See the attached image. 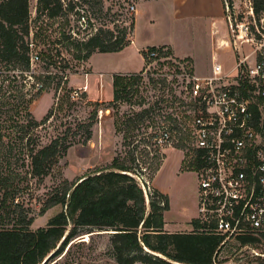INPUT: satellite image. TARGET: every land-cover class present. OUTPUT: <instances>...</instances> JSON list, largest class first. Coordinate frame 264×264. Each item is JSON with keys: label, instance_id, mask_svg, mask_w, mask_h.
<instances>
[{"label": "trees", "instance_id": "trees-1", "mask_svg": "<svg viewBox=\"0 0 264 264\" xmlns=\"http://www.w3.org/2000/svg\"><path fill=\"white\" fill-rule=\"evenodd\" d=\"M254 9L257 16H261L264 0H254ZM63 11V0H38L35 22L55 20L63 15ZM32 22L29 0H0V64L9 71V74L2 71L0 77L15 82L13 92L0 96L3 99L0 115L8 117L0 123V149L7 162L0 172V192L3 191L0 198V264H47L50 254L82 231L95 229L115 231L110 234L118 264H214L223 237L204 232L166 230L165 212L170 210L171 203L169 195L154 186L153 190L148 186L145 191L137 177L139 170L119 157L75 183L64 180L53 188L43 199L40 212L43 214L56 205H62L63 209L51 218L47 227L30 228L33 222L30 209L16 201L21 189L19 187L16 194L18 186L14 184L27 178L19 169L25 168L28 161L30 172L25 173L29 172L30 177L41 184L70 147L88 144L97 118L95 107L88 118H75L64 123L62 130L44 142L41 129L55 116L57 107L38 120L30 105L45 91L54 89L57 93L63 90L73 65L62 56L60 49H56L57 53L48 49L43 56L38 53L40 61L45 63V71L38 73L37 68L35 72L31 71ZM134 26L135 17L130 27L118 29L117 35L115 29L101 27L85 39H77L63 31L56 42L67 43L64 46L76 60L86 61L94 52L123 50L130 44L128 35L134 31ZM148 48L156 49L154 46ZM131 76L137 81L140 79L137 74ZM126 78V75L114 76L113 101L126 100ZM147 113L145 110L137 113L135 118L129 117L125 123L129 125L127 132L137 128ZM6 130L14 136L8 135ZM139 136L137 144H150L145 133ZM145 155L158 161L153 180L165 153L153 147ZM10 157L15 159L16 169L11 168ZM130 158L132 163L137 159L135 150L131 151ZM11 221L13 224L9 225ZM191 223L198 226L196 221ZM240 242L264 246V234L241 237ZM258 259L259 264H264V259Z\"/></svg>", "mask_w": 264, "mask_h": 264}, {"label": "rangeland", "instance_id": "rangeland-1", "mask_svg": "<svg viewBox=\"0 0 264 264\" xmlns=\"http://www.w3.org/2000/svg\"><path fill=\"white\" fill-rule=\"evenodd\" d=\"M37 1L29 0L31 19L33 20L31 37L38 46L35 47L36 51L43 56V52L48 49H51L53 53H57L56 49H60L62 56L66 57L73 65V70L69 73L70 79L71 74L79 72L77 67H80L82 61L76 60L73 54L67 50V47L64 46L67 43L56 42L58 37H61V33L65 31L66 34H71L77 39H85L103 27L115 29L117 35L118 29L125 26L130 27L136 15L137 5L143 0H63L62 16L52 21L44 19L36 23ZM230 1L236 5L240 14L243 15V12L247 10L249 0ZM252 1L254 2V0ZM160 8V5L155 7H150L148 4L143 5L137 20V33L140 36L151 37L156 33L161 36L159 26L155 28V33L149 27L150 11H159ZM223 28L226 34L227 28L224 24ZM131 35L132 32L128 35L129 39ZM223 52L222 61L230 65L232 63L231 53ZM102 60L101 56L95 57V63L102 62ZM133 61L135 63L133 67L138 68L141 62L140 57L133 56ZM44 65V61L37 63L38 73L45 71ZM150 65L151 68L146 76L139 75V72L126 75V84H128L126 100L113 101V98H104L93 101L90 100L86 92L70 86L68 82L63 90L57 93L54 89L45 91L30 105L31 111L38 120H42L52 108L56 109L57 107V111L54 110L55 116L50 118L41 129L42 135H45L44 142L62 130L64 123L75 118L86 119L91 115L93 109L97 108L92 139L86 145L76 144L70 147L67 154L60 159L51 174L41 184H37L36 180L30 177L28 161L25 168L19 169L27 178L19 184H14L18 186L15 189L18 190L16 194L19 193V187L21 189L16 201H21L30 209V216L33 217L30 226L32 230L47 227L51 218L63 209L62 205H56L43 214L40 212L42 201L48 192L64 180H68L69 183L77 182L82 176L110 164L115 157L126 160L139 170L140 175L137 177L143 188L147 191L149 186L153 190L151 178L155 167L158 166V161L146 157L145 152L149 151V148L144 143L137 144L140 139L139 135L142 136L155 129L160 118L158 115L160 108L158 107L167 113L171 114L174 110L176 113L178 112L179 116L182 115L183 107L177 105V102L183 96L184 88L179 77L180 70L177 69L175 61L163 59ZM51 69L59 70V68ZM2 71L9 74L4 64H0V74ZM132 74H137L140 79L137 81L136 77L131 76ZM4 78L0 77V96H8L13 92L12 86L15 82L4 81ZM109 92L110 88L108 87L106 93ZM2 100L0 98V102ZM96 102H99L98 105H95ZM154 108L157 109L154 110ZM145 110H148V113L144 121L138 124L137 128L134 127L127 132L129 125L125 124L126 120L129 117L135 118L137 113ZM7 118L0 115V123ZM179 119L181 117H176L177 122ZM6 133L14 136L13 132L9 130H6ZM5 140L7 141V138ZM177 148L183 150V147L178 146ZM134 150L137 159L132 163L130 155ZM1 151L0 149V172L7 166ZM161 153H164L163 149H161ZM184 154L187 155L186 152ZM10 161L13 163L11 168L16 169L18 165L15 163V159L10 157ZM185 169L189 172L178 175L174 165L169 161L156 175L154 181L155 185L163 189L170 197L171 208L165 212V220L167 228L173 232L194 231V224L189 220L197 214V178L193 170L188 167ZM25 171L29 172L25 173ZM2 194L3 191L0 192V198ZM192 220L197 222L196 217ZM12 224L11 221L9 225ZM109 231L111 230L82 231L67 245L62 246L53 255L50 254L47 264H118L114 256ZM252 247H244L237 239H228L224 247L218 250L214 264H259L260 259L258 258L264 259V246L254 245ZM135 264L146 263L136 262Z\"/></svg>", "mask_w": 264, "mask_h": 264}, {"label": "built area", "instance_id": "built-area-1", "mask_svg": "<svg viewBox=\"0 0 264 264\" xmlns=\"http://www.w3.org/2000/svg\"><path fill=\"white\" fill-rule=\"evenodd\" d=\"M223 24L227 33L220 45L230 48V65L214 56L211 70L200 74L189 60L147 47L139 71L146 76L150 64L163 59L180 70L184 94L177 105L183 113L158 107L156 127L145 133L147 148L183 147L197 177L194 232L223 237L220 247L231 238L264 234V13L257 16L249 0L242 15L224 0ZM30 47L35 72L40 57L32 37Z\"/></svg>", "mask_w": 264, "mask_h": 264}, {"label": "crops", "instance_id": "crops-1", "mask_svg": "<svg viewBox=\"0 0 264 264\" xmlns=\"http://www.w3.org/2000/svg\"><path fill=\"white\" fill-rule=\"evenodd\" d=\"M145 4L150 7L161 6L159 11L152 10L149 14V27L155 33V28L159 26L161 36L156 33L151 37H142L137 33V20ZM223 21L224 0H143L136 8L135 26L130 36V44L118 52H94L88 60L82 61L80 67H77L79 72L70 75L69 84L86 92L90 100L112 99L114 76L141 71L146 63L143 51L153 46L167 49L174 58L189 60L192 67L200 74L208 73L214 56L222 61L223 51L231 53L229 47L220 45L226 35ZM97 56L102 57V62L95 63ZM133 56L141 59L138 68L133 67L135 65ZM108 87L110 92L106 93ZM184 152L173 146L164 148L165 157L152 180L154 187L164 192L155 185L154 181L156 175L169 161L174 165L178 175L189 172L185 169L187 155ZM196 216H192L189 222ZM165 229L171 231L167 228V222Z\"/></svg>", "mask_w": 264, "mask_h": 264}, {"label": "water", "instance_id": "water-1", "mask_svg": "<svg viewBox=\"0 0 264 264\" xmlns=\"http://www.w3.org/2000/svg\"><path fill=\"white\" fill-rule=\"evenodd\" d=\"M110 233H113V232H115V231H109Z\"/></svg>", "mask_w": 264, "mask_h": 264}]
</instances>
